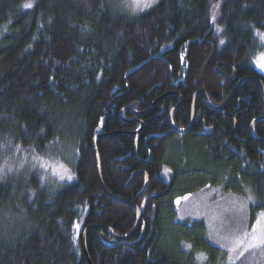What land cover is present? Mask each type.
I'll return each instance as SVG.
<instances>
[{"label": "trees", "instance_id": "16d2710c", "mask_svg": "<svg viewBox=\"0 0 264 264\" xmlns=\"http://www.w3.org/2000/svg\"><path fill=\"white\" fill-rule=\"evenodd\" d=\"M262 37L264 0H0V264H88V227L91 264H231L175 201L222 186L264 210V97L238 86L264 88Z\"/></svg>", "mask_w": 264, "mask_h": 264}, {"label": "rangeland", "instance_id": "374dc122", "mask_svg": "<svg viewBox=\"0 0 264 264\" xmlns=\"http://www.w3.org/2000/svg\"><path fill=\"white\" fill-rule=\"evenodd\" d=\"M159 1L149 0L150 7H144L143 2L138 6L136 0H119V3L124 12L138 15ZM261 41L264 43L263 37ZM258 65L264 71V54L258 59ZM256 205V198L251 192L239 195L226 191L222 186H207L177 198L175 211L177 221L180 223L201 222L205 227L208 243L224 250L228 263L233 264L244 258L252 260L254 256L251 251L260 248L249 247L253 231L259 234L264 229V210H258ZM238 240H242L243 243L237 244ZM199 254L204 256L202 253ZM201 255L197 256V264H204Z\"/></svg>", "mask_w": 264, "mask_h": 264}, {"label": "water", "instance_id": "95a60500", "mask_svg": "<svg viewBox=\"0 0 264 264\" xmlns=\"http://www.w3.org/2000/svg\"><path fill=\"white\" fill-rule=\"evenodd\" d=\"M222 67H227L226 65H221ZM228 68V67H227ZM229 69V68H228ZM246 80H254V81H256L257 83H258V85H259V88H260V91H261V93H262V95H263V97H264V88H263V85H262V83H261V81L258 79V78H255V77H247V78H244V79H242L239 83H238V86L240 85V84H242L243 82H245ZM198 94H202L203 95V97H204V99L206 100V102H207V98H206V96L202 93V92H198V93H196L195 95H194V97H193V103H192V110H191V119H190V124H189V126L186 128V129H183V130H177V129H175V128H173V131H178V132H180V133H185V132H187L191 127H192V125H193V122H194V115H193V108H194V100H195V97L198 95ZM167 95H169V94H166V95H164V96H162V97H166ZM231 96V94L228 96V98L224 101V103L221 105V106H219V107H217L216 109H221V108H223L224 106H225V104L228 102V99H229V97ZM156 103V101L153 103V105ZM208 103V102H207ZM152 105V106H153ZM179 105H180V102H179V104L177 105V107H175L171 112H170V114H169V122L172 124V115H173V113L175 112V110L179 107ZM151 106V107H152ZM151 107L148 109V110H150L151 109ZM127 109H125V110H123V111H121L120 113H119V115L121 116V114H122V112H124V111H126ZM147 110V111H148ZM147 111H145L144 113H141V114H139V113H135V112H132V114L133 115H137V116H139V115H144V114H146L147 113ZM262 119H264V116H262V117H260L259 119H257V120H262ZM257 120H255V121H253L252 123H251V125H250V134L254 137V132H253V127H254V124L256 123V121ZM132 122V121H131ZM130 123V122H129ZM141 129V128H140ZM139 129V130H140ZM138 130V131H139ZM138 131H136V132H138ZM136 132H134V133H136ZM106 136H108V135H105V134H103V135H98V136H96L94 139H93V147H94V153H95V159H96V162H97V175H98V182H99V185H100V187L105 191V189H104V187H103V185H102V182H101V180H100V173H99V165H98V158H97V154H96V150H95V144H96V142H97V140H99V139H101V138H104V137H106ZM105 193H106V191H105ZM107 194V193H106ZM131 206H133V208L136 210V213H137V223H136V225H135V227L133 228V230L128 234V235H126V236H123V237H117V236H114L112 233H110L111 234V236L115 239V240H117V241H126V240H128L132 235H133V233L136 231V229H137V227H138V223H139V211L137 210V208L134 206V205H132V204H130ZM92 228H94V227H88V228H86V229H84V232H83V235H82V240H83V243H82V246H83V254H84V256H85V258H86V260H87V262H88V264H91V262H90V260H89V258H88V256H87V253H86V250H85V235H86V232L89 230V229H92ZM108 231H109V229H107Z\"/></svg>", "mask_w": 264, "mask_h": 264}, {"label": "snow or ice", "instance_id": "6c2138e0", "mask_svg": "<svg viewBox=\"0 0 264 264\" xmlns=\"http://www.w3.org/2000/svg\"><path fill=\"white\" fill-rule=\"evenodd\" d=\"M141 2H143L144 7H150L151 6V3L149 2V0H136V3L138 6ZM32 6L33 5L31 2L25 3L23 5L24 8H31ZM61 178H63V177H61ZM70 178L71 177H69V179ZM249 199H251V197H249ZM236 243L241 244V243H243V241L238 240ZM249 247H264V229H262L259 234H256L255 230L253 231V234H251V236H250Z\"/></svg>", "mask_w": 264, "mask_h": 264}, {"label": "bare ground", "instance_id": "6f19581e", "mask_svg": "<svg viewBox=\"0 0 264 264\" xmlns=\"http://www.w3.org/2000/svg\"><path fill=\"white\" fill-rule=\"evenodd\" d=\"M179 102H181V98H180V101Z\"/></svg>", "mask_w": 264, "mask_h": 264}]
</instances>
